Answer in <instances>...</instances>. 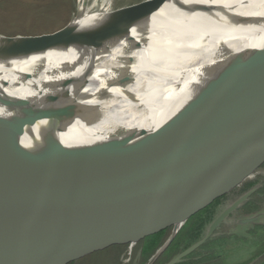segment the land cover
<instances>
[{"label": "water", "instance_id": "1", "mask_svg": "<svg viewBox=\"0 0 264 264\" xmlns=\"http://www.w3.org/2000/svg\"><path fill=\"white\" fill-rule=\"evenodd\" d=\"M91 3L84 1L85 6ZM161 5L139 13L119 36ZM208 7L196 3L174 13L189 20ZM69 22L40 35L6 37L36 38L17 46L18 52L43 50L62 40L82 43L62 37ZM233 67L225 70L234 76L246 68L242 63ZM209 91L203 90L196 101ZM65 131L66 127L26 131L24 126L0 125V264H7L27 245L57 242L71 246L62 260L67 264L109 244L136 242L172 226L167 240L146 263L153 264L195 211L239 186L264 161V59L234 94L179 114L155 129L117 128L88 143L64 142ZM252 191L225 207L204 237L167 264L201 246Z\"/></svg>", "mask_w": 264, "mask_h": 264}, {"label": "bare ground", "instance_id": "2", "mask_svg": "<svg viewBox=\"0 0 264 264\" xmlns=\"http://www.w3.org/2000/svg\"><path fill=\"white\" fill-rule=\"evenodd\" d=\"M84 1H73L72 19L61 32L82 43L62 40L18 52L36 38L0 35V125L66 127V143H88L117 128L152 130L234 94L264 59V0H158L97 14ZM196 3L210 7L189 20L174 13ZM241 63L246 68L238 76L225 70ZM208 88L210 95L196 101ZM70 248L65 242L31 244L6 263L62 264Z\"/></svg>", "mask_w": 264, "mask_h": 264}, {"label": "rangeland", "instance_id": "3", "mask_svg": "<svg viewBox=\"0 0 264 264\" xmlns=\"http://www.w3.org/2000/svg\"><path fill=\"white\" fill-rule=\"evenodd\" d=\"M73 1L0 0V34L4 36H30L44 34L61 28L71 19L74 8ZM141 1L144 0H90L92 3L89 7H85L97 14L107 10V7L119 10L124 8L122 6L125 4L134 5L136 2L139 3ZM250 180L259 181V183L264 182V161L258 163L253 168V171L242 180V183L232 189L235 192L224 200L223 208L246 191L259 188L260 184L245 188L242 186L243 183ZM262 190H264V187H262ZM255 196L254 200L258 204L251 202L247 209L260 210V212L248 214L246 209L235 211L214 230L213 235L211 234L208 237V240H211L197 250L198 254L204 251H211L216 255L213 259L207 260V264H264V195ZM249 217L254 218L249 221V224L247 222V225L240 226L242 224L241 220ZM167 228L166 236L156 249L167 240L172 232V226ZM206 232L207 228L204 230L202 237L206 235ZM138 241L123 245L119 257L113 250H106L102 254L92 255L87 261H85V257L76 258L72 264H106V262L110 264L113 258L116 260V257L119 264H140V261L135 256ZM150 258L151 256L146 259L144 264ZM164 259L166 258L163 257L161 260Z\"/></svg>", "mask_w": 264, "mask_h": 264}, {"label": "trees", "instance_id": "4", "mask_svg": "<svg viewBox=\"0 0 264 264\" xmlns=\"http://www.w3.org/2000/svg\"><path fill=\"white\" fill-rule=\"evenodd\" d=\"M256 183H258V182L246 181L243 184H245L246 187H251ZM230 192H231V190L229 192L221 194L218 197H215L212 201H210L204 207L195 211L189 217V219H187L185 225L183 227H181V229L179 230L178 234L176 235L173 243L169 244V246L159 255V257L153 263L154 264H166L171 259H173L178 253H180L181 251H183L184 249L189 247L191 244L200 240L204 230L206 228L208 229V225L213 220L212 219L213 215L211 213L210 214L206 213V211H205L206 207H209V206L213 205L214 203H217L221 200L227 199L229 195H231V194L233 195V193H230ZM251 197L252 196H249L247 198V200L245 201L246 206H250L249 201H251L250 200ZM248 202H249V204H248ZM246 223L247 222L242 223V224H240V226L241 225H247ZM249 223L250 222H248V224ZM167 230H168V228H161V229H159V230H157V231H155L149 235H146L144 238H142L140 240L139 248L137 247L136 253H135L137 260L140 261V264H144L146 262V259H148L150 256H152L156 247L162 242V240L164 239V236H166ZM207 241H210V240H207ZM207 241H205V243ZM127 243L128 242L112 243L106 247H103V248L94 250L90 253H87L82 257H85V261H87L92 255L102 254L106 250H113V252H115L117 254V256L119 257L123 245H125ZM196 255H197V251H193L192 253L188 254L187 256H185L184 258H182L180 261H178L175 264H188L189 262H191L190 259ZM163 257L166 259L161 260ZM74 260L68 262L67 264H72V262H74ZM106 264H108V263L106 262ZM110 264H119V262L117 261V257H116V260L113 258V260L111 261Z\"/></svg>", "mask_w": 264, "mask_h": 264}, {"label": "flooded vegetation", "instance_id": "5", "mask_svg": "<svg viewBox=\"0 0 264 264\" xmlns=\"http://www.w3.org/2000/svg\"><path fill=\"white\" fill-rule=\"evenodd\" d=\"M251 181V180H250ZM254 182H258V183H256V184H254V185H257V184H260V186H259V188H257V189H255V190H253V193L251 194V198H250V200L251 201H249L250 203L251 202H254L256 205L258 204V202L256 201V200H254V196L256 195H259V194H262V195H264V190H262V187H264L263 185H264V183L262 182V183H259V181H254ZM253 185V186H254ZM242 186L245 188L246 186H245V184H242ZM238 187V186H237ZM252 187V186H251ZM235 189V188H234ZM258 190H259V192H258ZM260 190H262V191H260ZM233 192H235V190H232L230 193H233ZM261 192V193H260ZM258 193V194H257ZM255 196V197H256ZM263 199H264V197H263ZM225 200V199H224ZM224 200H221V201H219V202H217V203H214L213 205H211V206H209V207H206V213L207 214H212L213 216V218L212 219H214L224 208H223V202H224ZM249 202H248V204H249ZM227 207V206H226ZM241 209H246L247 210V213L248 214H250V213H258V212H260V210H248L247 209V206H246V203H245V201L242 203V204H240L233 212H231L228 216H226V218H225V220L227 219V218H229L235 211H237V210H241ZM204 211V212H205ZM189 219V218H188ZM187 221V220H186ZM186 221H185V223H186ZM224 222V221H223ZM222 222V223H223ZM185 223L183 224V226L185 225ZM221 223V224H222ZM182 226V227H183ZM219 227V226H218ZM217 227V228H218ZM216 228V229H217ZM215 229V230H216ZM179 232V231H178ZM178 232H177V234H178ZM176 234V235H177ZM176 235H175V237H176ZM213 235V234H212ZM165 237V236H164ZM175 237L172 239V241L170 242V244H172L173 243V241L175 240ZM141 240V239H140ZM140 240L138 241L139 243H140ZM208 240V239H207ZM206 240V241H207ZM211 240V239H210ZM139 243H137L136 244V246H138V248H139ZM205 245V242H204V244H202L201 246H199L195 251H197L200 247L202 248V246H204ZM213 257H216V255L215 254H213L211 251H204V252H202V253H200V254H198L197 253V255L196 256H194V257H192L191 259H190V261L191 262H189L188 264H207L208 262H207V260H209V259H213Z\"/></svg>", "mask_w": 264, "mask_h": 264}]
</instances>
